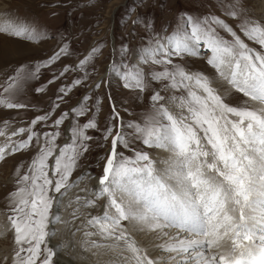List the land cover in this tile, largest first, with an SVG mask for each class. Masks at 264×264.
<instances>
[{"label": "snow or ice", "instance_id": "obj_1", "mask_svg": "<svg viewBox=\"0 0 264 264\" xmlns=\"http://www.w3.org/2000/svg\"><path fill=\"white\" fill-rule=\"evenodd\" d=\"M144 27L136 48L121 45L91 84L103 45L57 72L70 55L63 42L0 83V110L17 112L0 125V162L26 157L5 198L11 242L0 264H64L77 244L72 258L89 264H264V21L230 2L222 15ZM0 35L34 44L53 38L10 16L0 20ZM200 59L205 68L193 70ZM49 70L35 93L77 75L42 114L19 118L34 108L20 99L25 85ZM113 78L138 102L148 93L144 111L124 108L133 117L126 120L111 92L103 125L102 97L83 94L60 110L74 89L96 92ZM93 143L107 147L98 175L81 164ZM62 232L71 242L54 244Z\"/></svg>", "mask_w": 264, "mask_h": 264}, {"label": "rangeland", "instance_id": "obj_2", "mask_svg": "<svg viewBox=\"0 0 264 264\" xmlns=\"http://www.w3.org/2000/svg\"><path fill=\"white\" fill-rule=\"evenodd\" d=\"M263 1L143 0V3H141L140 0H0V20L5 16L19 18L53 37L34 44L20 42L0 35V83H3L6 75L10 74V70L21 63H32L46 59L63 42L70 46V55L63 57L61 61L53 66L57 72L62 69L64 64L75 65L78 63L79 59L91 47L103 45L100 49L102 54H98L95 61V70L90 69L91 78L88 84H91L104 75L110 59H119L121 45H127L132 49L136 48L140 43V37L145 35V23L153 25L154 30H163L168 28L169 25H174L178 16L181 15H222L225 6L230 2L240 5L241 10L247 16L264 21V13L257 11V7ZM138 17L139 21L134 26L132 22L136 21ZM222 18L226 17L222 16ZM228 22L233 25L236 23L232 20ZM190 67L193 70H202L205 65L203 60L200 59L191 62ZM76 75L75 72L70 73L66 80L49 85L48 91L40 94L35 93L34 89L47 83V80L51 78L50 70L45 72L38 82L27 83L20 99L22 102L34 106V108L20 110L19 118L30 121L35 115L42 114L38 110L47 109L50 106L60 84L71 83ZM109 92H111L115 103L126 120L133 117L126 115L123 111L124 108L135 111L137 114L145 110L148 93H145L143 102H138L135 99V93L122 89L115 78L112 79L110 87L102 86L96 92H92L86 86L74 89L67 98L68 102L63 103L60 110L66 111L74 106L83 94L102 97L100 111L97 113L96 119L103 125L110 113ZM13 116H17L16 110H0V125H2L4 119L11 120ZM84 119H87V117ZM95 135L99 137V133ZM106 152L107 147H97L96 143H93L90 152L85 154L81 164L98 175L100 172L99 165L103 163L101 157ZM125 155H131V153L125 152ZM25 160L24 155L17 154L14 158H9L6 163L0 162V259L6 252L10 251L11 242V233L4 229L6 224V217L3 214L6 208L5 198L14 186L13 173L15 167L19 163L25 162ZM83 170L84 168L78 170L75 175H79ZM77 237H79V234L75 237V240L79 241L80 238ZM68 238L70 241L72 240L71 236H68ZM68 238L64 232L57 237L59 241H65L66 243L70 242Z\"/></svg>", "mask_w": 264, "mask_h": 264}, {"label": "bare ground", "instance_id": "obj_3", "mask_svg": "<svg viewBox=\"0 0 264 264\" xmlns=\"http://www.w3.org/2000/svg\"><path fill=\"white\" fill-rule=\"evenodd\" d=\"M257 11L260 13H264V1L261 3V5L260 6H258L257 7ZM259 16V15H258ZM105 74V73H104ZM166 154L165 153H159V156L160 157H163V156H165ZM64 216H65V219H68V214L67 213H65L64 214ZM60 227H62V226H60ZM64 234L65 235H67V238H68V236H70V234L69 233H67V232H64ZM63 238V237H62ZM65 238H66V236H65ZM77 238H80L81 239V237H80V234H79V237H77ZM69 239V238H68ZM61 240V239H60ZM69 241H70V239H69ZM67 242H68V240H67ZM71 242V241H70ZM69 242V243H70ZM145 244H147L148 243V241L147 240H144L143 241ZM53 243L54 244H60V243H66L65 241H63V242H61V241H59L57 238L53 241ZM79 251H80V249H79V246H78V244H77V248H76V253H79ZM76 253H71V252H67V253H65L64 255H63V261H64V264H89V261H87V260H81V259H79V258H77V259H73L72 257L74 256V255H76Z\"/></svg>", "mask_w": 264, "mask_h": 264}]
</instances>
